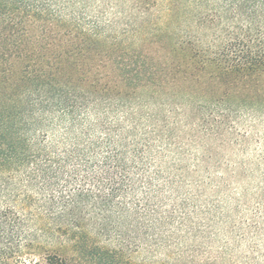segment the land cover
I'll return each mask as SVG.
<instances>
[{
    "label": "trees",
    "instance_id": "1",
    "mask_svg": "<svg viewBox=\"0 0 264 264\" xmlns=\"http://www.w3.org/2000/svg\"><path fill=\"white\" fill-rule=\"evenodd\" d=\"M95 2L115 16L88 18ZM256 115L264 0H0V194L46 219L0 206V264H132L148 243L187 256L223 214L204 192L261 162L232 160ZM259 183L235 237L264 230Z\"/></svg>",
    "mask_w": 264,
    "mask_h": 264
},
{
    "label": "rangeland",
    "instance_id": "2",
    "mask_svg": "<svg viewBox=\"0 0 264 264\" xmlns=\"http://www.w3.org/2000/svg\"><path fill=\"white\" fill-rule=\"evenodd\" d=\"M98 6L99 4L96 2L89 3L87 9L88 18L105 23L114 17L117 12L115 9H110L98 13ZM151 12L153 17L164 14L160 10V6L151 8ZM143 96L141 95L140 97ZM241 124L250 127L251 132L248 143L244 146V151L236 152L232 156V160L242 159L250 161L259 158L261 162L258 167L254 168L253 174L248 180L241 181L238 178H228V186H220L216 191L208 188L204 192L200 201L210 202L215 199L223 212L221 219L213 223L212 234L207 238L198 236L185 238L184 244H187L190 248L187 256L176 257L174 254H170L168 250L148 243L147 246L133 249L130 253L127 252L123 260L126 261L128 259L132 264H181L185 261L190 262V264H264V230L256 235L246 233L244 238H239L229 232L228 226L231 220L241 222L244 218H250L253 211L250 207L260 197L259 181L264 174V115H256L254 118L245 120L243 118ZM227 153H230V151ZM243 193L245 197H243ZM235 198L243 200L241 201L242 204L236 206ZM244 203L247 204L245 205ZM4 205H10L24 216L28 228H36L46 221V219L41 221L36 216L35 207H30L22 200L14 199L11 195L0 194V206ZM263 216L261 217L262 223L264 221ZM49 221H52L51 218ZM89 232L91 236L96 237L95 231L89 230ZM122 236L126 237V233H123ZM97 240L101 246L109 248H115L116 246V237L114 235L108 238L103 233L102 236H97ZM123 244H127L126 241ZM54 247V245L50 246L51 249Z\"/></svg>",
    "mask_w": 264,
    "mask_h": 264
}]
</instances>
